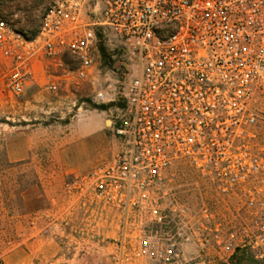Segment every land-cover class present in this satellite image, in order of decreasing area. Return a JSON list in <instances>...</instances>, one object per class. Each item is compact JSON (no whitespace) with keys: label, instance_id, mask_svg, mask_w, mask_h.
Wrapping results in <instances>:
<instances>
[{"label":"built area","instance_id":"2783aa9c","mask_svg":"<svg viewBox=\"0 0 264 264\" xmlns=\"http://www.w3.org/2000/svg\"><path fill=\"white\" fill-rule=\"evenodd\" d=\"M43 1L32 38L0 18L7 93L24 96L42 61L48 91L101 75L96 99L111 106L114 156L70 191L116 214L121 248L136 240L134 259L181 264L192 243L224 261L243 250L264 261V0ZM101 41L134 63L128 82L115 79L121 68L99 67ZM182 165L239 210L169 202Z\"/></svg>","mask_w":264,"mask_h":264},{"label":"rangeland","instance_id":"374dc122","mask_svg":"<svg viewBox=\"0 0 264 264\" xmlns=\"http://www.w3.org/2000/svg\"><path fill=\"white\" fill-rule=\"evenodd\" d=\"M44 12L43 0H0V18L14 23L27 37L40 30ZM108 58L100 55L99 67L120 69L115 77L128 82L126 67L134 63L119 45L107 46ZM73 71L76 64L70 56L64 59ZM125 67V68H124ZM58 74H62L59 71ZM7 68L0 55V264H151L146 259H134L131 250L136 240L127 237L121 248V224L114 212L93 201H83L70 191L75 179L63 174L52 161L65 145L68 125L103 113L110 119V105L105 111L96 99L99 83L94 85L63 82L58 92L46 89V82L32 81L22 97H12L6 90ZM264 111V95L260 97ZM109 125H106V129ZM32 136L37 141V162L27 169L25 161L11 162L9 151L20 148V137ZM102 144L107 146L106 136ZM37 163V164H36ZM175 180L165 189L167 200L192 207L209 205L217 214L227 209L237 212L236 202L225 203L188 165L178 168ZM260 252L264 253V247ZM225 256L217 251L199 254L192 243L185 246L181 264H219ZM264 264V261H261Z\"/></svg>","mask_w":264,"mask_h":264},{"label":"crops","instance_id":"0c3cea01","mask_svg":"<svg viewBox=\"0 0 264 264\" xmlns=\"http://www.w3.org/2000/svg\"><path fill=\"white\" fill-rule=\"evenodd\" d=\"M45 66L46 63L42 61H37L34 65V80L36 76L37 83L51 81L52 77L47 74ZM106 122L107 119L101 112L68 125L70 131L64 138L66 145L57 154H53L52 158V161L59 164L63 174L73 178L85 176L111 161L115 153V143L106 129ZM103 135L107 139L106 147L102 144ZM20 144L19 150L10 149L9 159L11 162L25 161L27 169H31L38 159L33 152L37 148V141L27 135L20 137Z\"/></svg>","mask_w":264,"mask_h":264},{"label":"trees","instance_id":"16d2710c","mask_svg":"<svg viewBox=\"0 0 264 264\" xmlns=\"http://www.w3.org/2000/svg\"><path fill=\"white\" fill-rule=\"evenodd\" d=\"M100 52L106 61V59L108 58L107 46L102 41L100 45ZM106 108H108L107 105L97 107V109L101 111H105ZM261 263H262L261 261L256 259V256L252 251L243 250V251H237L228 261H224V262L222 261L219 264H261Z\"/></svg>","mask_w":264,"mask_h":264},{"label":"water","instance_id":"95a60500","mask_svg":"<svg viewBox=\"0 0 264 264\" xmlns=\"http://www.w3.org/2000/svg\"><path fill=\"white\" fill-rule=\"evenodd\" d=\"M110 124H111V121L108 120V121L106 122V125H110Z\"/></svg>","mask_w":264,"mask_h":264}]
</instances>
